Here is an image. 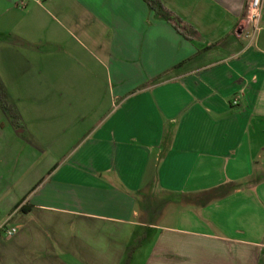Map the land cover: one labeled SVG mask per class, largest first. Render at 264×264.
<instances>
[{
	"label": "crops",
	"instance_id": "crops-1",
	"mask_svg": "<svg viewBox=\"0 0 264 264\" xmlns=\"http://www.w3.org/2000/svg\"><path fill=\"white\" fill-rule=\"evenodd\" d=\"M159 1L0 0V264H264V0Z\"/></svg>",
	"mask_w": 264,
	"mask_h": 264
},
{
	"label": "built area",
	"instance_id": "built-area-1",
	"mask_svg": "<svg viewBox=\"0 0 264 264\" xmlns=\"http://www.w3.org/2000/svg\"><path fill=\"white\" fill-rule=\"evenodd\" d=\"M35 1H42V0H35ZM262 3L263 0H247V7H246V18L251 26V30L253 34H255L258 30V23L261 17V11H262ZM239 100V97H236L232 99L231 104L236 105ZM17 232V229L14 227H8L4 229L5 236L7 238H11L13 235H15Z\"/></svg>",
	"mask_w": 264,
	"mask_h": 264
},
{
	"label": "trees",
	"instance_id": "trees-1",
	"mask_svg": "<svg viewBox=\"0 0 264 264\" xmlns=\"http://www.w3.org/2000/svg\"><path fill=\"white\" fill-rule=\"evenodd\" d=\"M149 8L154 12V14L161 19L171 23L176 29L181 30L183 26L182 22L177 16L168 11L159 0H143ZM182 26V27H181ZM0 104L3 109H7V103L3 100L2 95L0 94Z\"/></svg>",
	"mask_w": 264,
	"mask_h": 264
},
{
	"label": "rangeland",
	"instance_id": "rangeland-1",
	"mask_svg": "<svg viewBox=\"0 0 264 264\" xmlns=\"http://www.w3.org/2000/svg\"><path fill=\"white\" fill-rule=\"evenodd\" d=\"M1 93V92H0Z\"/></svg>",
	"mask_w": 264,
	"mask_h": 264
}]
</instances>
